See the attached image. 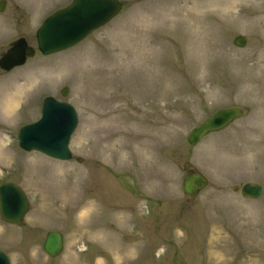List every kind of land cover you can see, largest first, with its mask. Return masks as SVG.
Masks as SVG:
<instances>
[{
    "label": "rangeland",
    "instance_id": "1",
    "mask_svg": "<svg viewBox=\"0 0 264 264\" xmlns=\"http://www.w3.org/2000/svg\"><path fill=\"white\" fill-rule=\"evenodd\" d=\"M6 1L0 55L20 36L36 48L26 65L0 72V185L30 200L24 225L0 217L11 264H264V195H241L246 183L264 185V5L255 29L246 0H119L108 24L44 56L36 31L73 0ZM47 96L77 111L72 160L19 146ZM234 107L241 118L188 143ZM185 165L209 180L197 198L183 191ZM50 231L65 239L56 259L43 250Z\"/></svg>",
    "mask_w": 264,
    "mask_h": 264
},
{
    "label": "water",
    "instance_id": "2",
    "mask_svg": "<svg viewBox=\"0 0 264 264\" xmlns=\"http://www.w3.org/2000/svg\"><path fill=\"white\" fill-rule=\"evenodd\" d=\"M0 5L4 10L6 1ZM122 10L119 0H74L68 7L58 10L47 17L37 32L39 50L44 55L55 54L82 42L92 32L101 28L116 17ZM244 36H237L234 44L240 48L246 45ZM36 50L29 46L24 38L11 43L7 51L1 54L0 69L11 71L23 66L27 59L35 56ZM69 88L62 90L66 97ZM242 115L239 108L223 109L211 116L205 123L192 130L188 142L196 146L204 137L218 132ZM78 127V114L75 108L54 97H47L43 102L42 116L39 121L22 127L18 140L20 147L27 152H39L50 158L67 161L72 159L70 142ZM78 162L82 159L78 158ZM183 180V190L189 198H195L209 185L206 176L196 172L189 165ZM241 194L249 199H261L264 186L246 183ZM30 202L26 193L14 183L0 186V216L7 223L22 226L29 211ZM64 236L59 231H50L43 244L44 251L57 258L64 251ZM0 264H11L7 255L0 251Z\"/></svg>",
    "mask_w": 264,
    "mask_h": 264
},
{
    "label": "bare ground",
    "instance_id": "3",
    "mask_svg": "<svg viewBox=\"0 0 264 264\" xmlns=\"http://www.w3.org/2000/svg\"><path fill=\"white\" fill-rule=\"evenodd\" d=\"M264 5V0H246V7H251V13H254L255 15H252L254 16V18L252 19V21L256 24V25H253L255 27V29H258L259 26L261 25V18L263 19V10L261 9V7ZM236 5H233V8L235 7ZM221 7H226L228 9V5H226L225 3L224 4H221ZM261 10H260V9ZM217 9H220L219 5L217 6ZM257 11V12H256ZM250 16V17H252ZM157 59L156 57H145V61L148 65H156L157 63Z\"/></svg>",
    "mask_w": 264,
    "mask_h": 264
},
{
    "label": "flooded vegetation",
    "instance_id": "4",
    "mask_svg": "<svg viewBox=\"0 0 264 264\" xmlns=\"http://www.w3.org/2000/svg\"><path fill=\"white\" fill-rule=\"evenodd\" d=\"M0 5L2 6L3 5V3L2 2H0ZM6 5V4H5ZM21 37H24V36H21Z\"/></svg>",
    "mask_w": 264,
    "mask_h": 264
}]
</instances>
